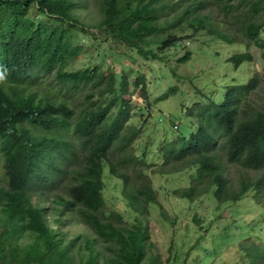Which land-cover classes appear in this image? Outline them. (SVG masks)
Instances as JSON below:
<instances>
[{"label":"trees","instance_id":"1","mask_svg":"<svg viewBox=\"0 0 264 264\" xmlns=\"http://www.w3.org/2000/svg\"><path fill=\"white\" fill-rule=\"evenodd\" d=\"M217 1L245 4L236 16L242 35L248 46L264 51V19L247 14H258L264 0ZM90 3L99 12L91 27L144 59H159L156 51L178 45L184 36L175 30L185 22L190 28L202 25L198 12L205 6L201 0H0V264H142L145 259L147 225L138 218L128 224L119 211L107 209L103 196L107 165L138 216H147L158 199L145 172V153L139 158L134 152L142 127L129 123V82L110 67L71 66L84 53L78 33L95 37L74 12ZM217 36L235 42L230 35ZM190 58L187 51L176 62ZM251 59L242 52L228 62L238 67ZM259 82L255 74L244 84L221 88L219 101L197 102L191 117L195 129L159 146L167 167L162 173L195 170L190 186L176 190L178 197L192 200L214 186L220 203L240 201L249 191L264 203V173L241 178L237 189L226 175L227 165L264 172V105L245 102ZM132 84L148 101L144 76ZM176 93L169 87L157 100ZM73 222L90 236L68 238L61 229ZM28 235L31 241L22 243ZM97 243L110 255L103 257ZM244 252L247 264H264V237L253 239Z\"/></svg>","mask_w":264,"mask_h":264},{"label":"rangeland","instance_id":"2","mask_svg":"<svg viewBox=\"0 0 264 264\" xmlns=\"http://www.w3.org/2000/svg\"><path fill=\"white\" fill-rule=\"evenodd\" d=\"M201 1L205 3L204 9L198 12L202 25L195 24V28H190L185 22L179 26L175 34L184 36L183 39L176 46L156 51L159 59H144L135 50L116 45L106 35L97 33V27H91L99 21L94 3L88 4L85 10L74 11L86 25L85 30L95 32V37L78 33L77 41L83 46L84 53L71 66L85 68L96 64L112 68L118 77L124 74L131 96L129 123L142 127L133 145L134 152L139 158L145 153L144 161L149 164L145 172L158 194L157 203L149 206L148 215L138 216L129 206L121 191V180L109 173L107 165L103 173L107 209L119 211L128 224L138 218L147 225L150 239L142 264H247L244 247L253 239L264 237V203H257L253 191L237 202L220 203L214 196V186L195 199L180 198L176 190L190 186L195 170L162 173L167 167H163L158 148L180 133L188 137L195 129L196 120L191 117L198 110L197 102L206 104L210 98L219 101L224 93L221 88L244 84L259 74V86L245 102L251 107L264 105V51L254 44H246L240 21L236 18L245 9V4ZM247 14L257 21L263 20L264 5L258 14ZM205 24L210 26L211 32ZM218 32L232 36L235 42L223 41L217 36ZM187 51L191 52L190 60L177 63L176 59ZM242 52L250 53L251 61L238 67L228 62L233 54ZM137 75L146 80L148 101L139 95L140 87L132 84ZM172 86L176 87L175 95L157 100ZM262 173V170L246 171L239 165L226 166V175L236 189L241 178L248 174L258 177ZM48 218L49 224L54 226L52 216ZM61 230L68 238L80 234L90 236L85 226L75 222ZM30 241L28 235L22 243ZM95 248L104 251L103 257L110 255L100 243Z\"/></svg>","mask_w":264,"mask_h":264}]
</instances>
